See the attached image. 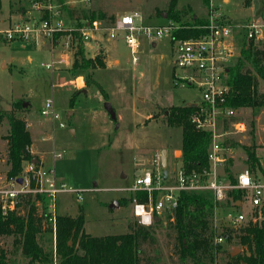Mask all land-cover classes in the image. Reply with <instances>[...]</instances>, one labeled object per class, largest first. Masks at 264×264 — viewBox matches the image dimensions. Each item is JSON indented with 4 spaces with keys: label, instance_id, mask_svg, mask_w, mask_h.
Listing matches in <instances>:
<instances>
[{
    "label": "rangeland",
    "instance_id": "rangeland-1",
    "mask_svg": "<svg viewBox=\"0 0 264 264\" xmlns=\"http://www.w3.org/2000/svg\"><path fill=\"white\" fill-rule=\"evenodd\" d=\"M169 3L170 0H1L0 111L13 112L25 121L31 138L27 152L41 160L43 167L53 168L56 177L78 193L80 198L76 193L58 194L55 213L75 216L81 208L84 230L92 236L124 234L129 221L138 222L132 210L138 193L133 194L129 188L137 177L151 171V160L160 163L162 150L167 152V183L173 181L181 165L182 135L179 127L167 124L166 115L172 106L200 103L202 95L195 85H174V74L181 77L183 71L175 67V45L169 35L162 39L140 36L138 61L133 64L122 34L108 39L105 32H99L94 40L84 44L85 56L100 55L105 67L73 69L75 17L82 23L90 11L101 10L115 19L136 13L137 24L159 27L169 21ZM174 3L175 10H188L185 18L207 19L215 12L221 22L233 27L238 44L233 47L232 64L239 57L244 40L241 28L249 23V18L264 22V0H208L207 3L175 0ZM10 7L17 11L23 8L26 18L15 22L13 17L9 21ZM71 9L76 12L72 18ZM44 15L63 24L64 31H60L57 39H54L57 33L51 40L37 32L29 33L26 39L5 38L4 32L14 24L37 25ZM259 40L264 43V31ZM259 85L264 90L261 81ZM48 98L53 100L59 119L51 120L40 114ZM16 102L20 108L14 107ZM106 102L115 111L116 120L105 110ZM23 103L27 105L23 107ZM239 119L247 125L253 121V140L262 169L254 173L264 175V108H241ZM8 131L4 118L0 121V187L8 179L4 154V137ZM236 138L240 145L225 154L222 168V171L228 168L234 175L246 167L247 156L242 146L250 144V134L245 139ZM52 153L61 157L55 158ZM113 202L117 206H112ZM36 206L41 209L40 204ZM223 208L222 205L215 208L211 219L217 235L228 228ZM167 214L154 227L153 244L144 246L145 256L152 258L154 264H177L173 218L167 220ZM12 239V236H0V247L6 250L9 263L28 264V259L13 248ZM235 241L234 238L230 243L223 242L221 249L230 255L235 249L234 255L238 254L243 248ZM226 260L221 255L217 264Z\"/></svg>",
    "mask_w": 264,
    "mask_h": 264
},
{
    "label": "trees",
    "instance_id": "trees-1",
    "mask_svg": "<svg viewBox=\"0 0 264 264\" xmlns=\"http://www.w3.org/2000/svg\"><path fill=\"white\" fill-rule=\"evenodd\" d=\"M208 0H205L207 3ZM175 0H170L167 19L179 23L181 28L173 30L171 40H186L198 38L206 30L201 26L207 23L206 19H197L189 16L188 10H175ZM70 10L71 18L75 15ZM44 15L42 18H45ZM85 21L94 19L106 20L113 24V15H107L98 10L90 11L85 16ZM77 20L75 27L82 25ZM57 33L54 36L59 37ZM76 38V50L73 56V69L88 70L104 68V59L100 55L91 58L85 56V46L80 37ZM260 81L264 85V43L259 39H244L240 47V54L236 62L228 67L226 84L229 87L227 105L236 108H249L256 110L264 108V90L259 88ZM20 103H14L15 108H20ZM194 107L188 104L172 106L166 115V122L170 126L181 129V165L185 171L197 170L208 167L207 153L210 144V135L207 132L196 131L189 116ZM6 119L9 126L6 141L5 162L6 178H18L23 170L25 161L38 158L27 152L31 145L29 131L23 119L18 118L13 112L0 111V121ZM250 144L242 146L246 153L245 165L254 172L260 170V160L256 153L253 140V121L249 125ZM239 147L240 143L231 139L224 141V145ZM228 162V160H227ZM228 180L235 183V178L228 168H225ZM7 179V180H8ZM136 194V192H132ZM135 199L146 202L147 196L137 192ZM228 196L235 201H242L243 191L232 190ZM40 201L41 209L36 203ZM231 205V203H229ZM218 204L214 201L211 191H184L178 199V206L173 215L167 214L166 219L173 218L175 231V249L177 264H217L222 255L227 260L224 264H264V224H247L237 229L226 228L222 234L226 235L224 242L230 243L236 239V244L243 248L238 254L232 256L230 252L221 249V244L214 242L218 236L214 230L211 219ZM234 208L238 206L234 204ZM46 206L43 198L38 194H22L16 201L15 208L3 215L0 208V236H12V246L19 250L28 259V264H53L51 225L45 212ZM20 210L21 212H19ZM84 215L80 208L75 216H55L56 227V264H154L152 258L145 256V245L154 242V227L158 226L160 219L151 226H143L139 222L129 221L127 232L124 234L92 236L84 230ZM71 243L69 244V241ZM0 264H10L7 252L0 247Z\"/></svg>",
    "mask_w": 264,
    "mask_h": 264
},
{
    "label": "built area",
    "instance_id": "built-area-1",
    "mask_svg": "<svg viewBox=\"0 0 264 264\" xmlns=\"http://www.w3.org/2000/svg\"><path fill=\"white\" fill-rule=\"evenodd\" d=\"M137 14H124L115 19L113 24H104L100 19L84 21L82 25L73 28L84 44L95 39L99 32H105L108 39H116L119 34L123 35V41L131 54L132 63L138 61L139 37L147 39H162L165 35L171 37L173 30L181 26L173 21L159 27L143 26L137 24ZM207 23L201 26L206 32L198 38L175 40V67L183 71L181 77L175 74L174 85H195L201 90L202 100L193 106L195 109L190 114L189 120L196 131H205L210 135V144L207 153L208 167L200 171H185L182 165L176 169L175 178L171 183L167 176L164 179L163 170L158 160H151V171H146L137 177L131 192H143L147 196L146 202L133 199V215L139 224L151 226L154 217L162 219L164 214L172 213L178 206V199L184 191L212 192L217 207H224V218L227 227L237 229L249 223L264 224V176L257 175L247 166L237 174H233L235 183L228 180L225 170L222 171L225 154L234 148L224 141L236 137L245 139L249 132L245 121L239 119V109L227 105L229 87L226 84L228 67L233 65V47L238 44L236 33L232 26L221 22L218 15H212L206 19ZM51 16L41 18L35 25L14 24V27L4 32L8 40L26 39L31 32L45 35L52 40L55 33L64 31L63 24L53 22ZM261 27L255 22L246 23L243 28L244 39L256 38L261 35ZM243 41L241 42V44ZM50 69V65H46ZM189 105V104H188ZM43 117L51 120L59 119V114L54 110L52 99H46L40 110ZM60 127H64L60 123ZM55 158L60 154L52 153ZM21 182L18 183L17 179ZM18 178L8 179L4 186L0 187V208L3 215L15 208L19 195L38 194L45 203V212L51 225L53 264H56V227H55V201L60 193L69 192L77 195L75 190L67 187L66 183L56 177L53 168H45L40 164L25 161L23 170ZM232 190L243 191L242 201H233L228 193ZM231 203V205H229ZM40 204V201L37 202ZM238 204V208H234ZM243 208L244 211L238 210ZM226 235L219 234L214 242L222 244Z\"/></svg>",
    "mask_w": 264,
    "mask_h": 264
},
{
    "label": "water",
    "instance_id": "water-1",
    "mask_svg": "<svg viewBox=\"0 0 264 264\" xmlns=\"http://www.w3.org/2000/svg\"><path fill=\"white\" fill-rule=\"evenodd\" d=\"M87 76H88V74L85 73V79H87ZM83 92L85 93V90H83ZM26 105H27V104H25V103L22 104L23 107H25ZM189 105H194V104H189ZM104 108H105V110L110 114L111 118H112L113 120H116V114H115V111L113 110L111 104L108 103V102H106V103L104 104ZM31 162H32L33 164H36V163H37V159H36V158H33V159L31 160ZM160 167H161V169L163 170V177H164V179H165L166 176H167V152H166V150H162V151H161ZM17 182L20 183V182H21V179L18 178V179H17ZM112 206H117V203H116V202H113V203H112ZM236 206H237V204H236ZM156 220H157V218L154 217V221H156ZM69 244H70V241H69ZM236 251H237V250L233 249L231 255L234 256V254L236 253Z\"/></svg>",
    "mask_w": 264,
    "mask_h": 264
},
{
    "label": "crops",
    "instance_id": "crops-1",
    "mask_svg": "<svg viewBox=\"0 0 264 264\" xmlns=\"http://www.w3.org/2000/svg\"><path fill=\"white\" fill-rule=\"evenodd\" d=\"M0 9H1V0H0ZM9 12L11 13L10 16H9V21H11L13 17L16 18V21H15V22L19 21V20L22 19L23 17L26 18V14H24V9H23V8L20 9V11H17L15 8L10 7ZM247 19H248V18H247ZM249 19H250L249 22H255V23L258 24V25L261 24V27H262L263 30H262V32H261V35L257 37V38L261 39L262 36H263V31H264V22H262V23H258L259 21L257 20V18H249ZM33 146H34V144H33ZM38 164H40L41 166H43V165L41 164V160L38 161ZM263 176H264V175H263ZM237 205H238V204H237ZM57 215H58V214H57Z\"/></svg>",
    "mask_w": 264,
    "mask_h": 264
}]
</instances>
